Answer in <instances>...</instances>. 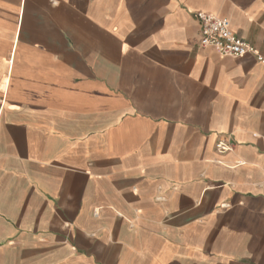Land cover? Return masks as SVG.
Here are the masks:
<instances>
[{"label": "crops", "instance_id": "1", "mask_svg": "<svg viewBox=\"0 0 264 264\" xmlns=\"http://www.w3.org/2000/svg\"><path fill=\"white\" fill-rule=\"evenodd\" d=\"M0 264H264V0H0Z\"/></svg>", "mask_w": 264, "mask_h": 264}, {"label": "built area", "instance_id": "2", "mask_svg": "<svg viewBox=\"0 0 264 264\" xmlns=\"http://www.w3.org/2000/svg\"><path fill=\"white\" fill-rule=\"evenodd\" d=\"M193 17L200 26L199 44L201 47L215 50L220 56L242 57L252 53L259 60H263L255 47L242 39L231 28L230 19L204 11L193 12ZM233 143L228 139H219L216 149L219 152L231 150Z\"/></svg>", "mask_w": 264, "mask_h": 264}]
</instances>
